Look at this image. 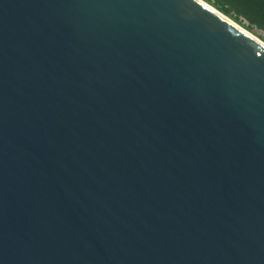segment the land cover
<instances>
[{"label":"water","instance_id":"95a60500","mask_svg":"<svg viewBox=\"0 0 264 264\" xmlns=\"http://www.w3.org/2000/svg\"><path fill=\"white\" fill-rule=\"evenodd\" d=\"M0 264H264V47L197 0H0Z\"/></svg>","mask_w":264,"mask_h":264},{"label":"trees","instance_id":"16d2710c","mask_svg":"<svg viewBox=\"0 0 264 264\" xmlns=\"http://www.w3.org/2000/svg\"><path fill=\"white\" fill-rule=\"evenodd\" d=\"M206 1L249 31L252 32L255 29L259 31L264 41V0Z\"/></svg>","mask_w":264,"mask_h":264},{"label":"bare ground","instance_id":"6f19581e","mask_svg":"<svg viewBox=\"0 0 264 264\" xmlns=\"http://www.w3.org/2000/svg\"><path fill=\"white\" fill-rule=\"evenodd\" d=\"M197 1L199 3H201L202 5H204L205 7H207L208 9H210L212 12H214L218 16H220L221 18H223L224 20L229 21L231 24H233L235 27H237L244 34H246L247 36H249L250 38H252L257 43H259L260 45H262L264 47V41L263 40H261L259 37H257L256 35H254L250 31H248L247 29H245L244 27H242L240 24H238L235 21H233L232 19H230V17H227L226 15H224L222 12H220L219 10H217L216 8H214L211 4H209L205 0H197Z\"/></svg>","mask_w":264,"mask_h":264},{"label":"rangeland","instance_id":"374dc122","mask_svg":"<svg viewBox=\"0 0 264 264\" xmlns=\"http://www.w3.org/2000/svg\"><path fill=\"white\" fill-rule=\"evenodd\" d=\"M206 1V0H205ZM207 2V1H206ZM228 17V16H227ZM246 23V22H245ZM243 27V26H242ZM245 28V27H244ZM246 29V28H245ZM248 30V29H247ZM249 31V30H248ZM251 32V31H250ZM251 33H253L254 35H256L257 37H259L261 39V33L259 31H257L256 29L254 31H252ZM262 40V39H261Z\"/></svg>","mask_w":264,"mask_h":264}]
</instances>
